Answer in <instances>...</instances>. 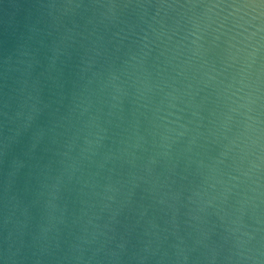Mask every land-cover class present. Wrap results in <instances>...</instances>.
<instances>
[{
    "label": "water",
    "instance_id": "1",
    "mask_svg": "<svg viewBox=\"0 0 264 264\" xmlns=\"http://www.w3.org/2000/svg\"><path fill=\"white\" fill-rule=\"evenodd\" d=\"M0 264H264V0H0Z\"/></svg>",
    "mask_w": 264,
    "mask_h": 264
}]
</instances>
